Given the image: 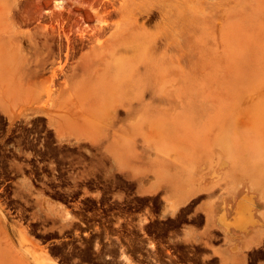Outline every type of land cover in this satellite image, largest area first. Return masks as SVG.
Instances as JSON below:
<instances>
[{"label":"rangeland","instance_id":"obj_1","mask_svg":"<svg viewBox=\"0 0 264 264\" xmlns=\"http://www.w3.org/2000/svg\"><path fill=\"white\" fill-rule=\"evenodd\" d=\"M123 70L139 74L138 99L117 96ZM12 164L31 215L13 221L0 200V264H65L42 239L71 238L68 202L141 204L131 229L162 231L144 239L149 264H219L238 241L222 201L226 225L253 221L248 199L264 218V0H0V166ZM41 218L43 238L27 223ZM66 244L68 259H94L88 241ZM255 247L244 264L264 259V237Z\"/></svg>","mask_w":264,"mask_h":264},{"label":"flooded vegetation","instance_id":"obj_2","mask_svg":"<svg viewBox=\"0 0 264 264\" xmlns=\"http://www.w3.org/2000/svg\"><path fill=\"white\" fill-rule=\"evenodd\" d=\"M62 11L63 10L60 9L59 18L64 16L63 13L65 11H63V13ZM87 17L88 20L86 16L84 17L85 19H83L85 22L92 20L90 18V13L87 14ZM9 155L13 156L11 159L12 161H16L15 151L14 153L9 152ZM4 171L5 173H3ZM17 175V167L15 165H9L7 169H2L0 166V200L8 204L9 212L14 219L13 221H17L16 218L21 214L24 216L31 215V212L28 211L22 213V209L24 208L22 207L21 209V207H19L17 199L14 196L17 182L20 180ZM67 205L69 210L74 211L73 216L75 217V225L72 228L64 229L68 231V235H70L71 238L58 240L42 239V241L46 243H51V248L59 251L58 255L65 264H119V261H121L120 264H127L129 260L126 261L125 259H131L132 264H149L148 259L144 255L146 252L144 239L148 236V232H151L152 235H161L162 231L154 228V222L149 220L147 224L152 223L153 225L148 227V231L143 232L142 230H138V228L131 229L130 225H136L139 217L141 218L143 214L142 210H144V208L141 204L122 203L120 205L101 206L99 209L89 212L83 210L77 212L78 209L73 202H68ZM27 223L30 225V230L35 235L41 238L45 236L44 230L46 228L44 227V218L38 221L27 220ZM135 230H137V232H135ZM74 237L78 238L80 241L89 242V244H87L89 246V251H95V254L92 255L94 259L90 262H81L76 258L68 259L70 255H66L67 253L78 250H72L71 245L66 244L74 240ZM163 241H169V238L164 236ZM60 243H62V247ZM75 244L79 245L78 242ZM97 246H99V249H101L104 254H97ZM165 246H167V244H165ZM123 256L125 259H123ZM171 258H176V254H172ZM166 261L170 260L167 259ZM254 264L259 263L254 261Z\"/></svg>","mask_w":264,"mask_h":264},{"label":"crops","instance_id":"obj_3","mask_svg":"<svg viewBox=\"0 0 264 264\" xmlns=\"http://www.w3.org/2000/svg\"><path fill=\"white\" fill-rule=\"evenodd\" d=\"M172 200L173 203L176 205H183V204H179V195L175 194L174 196H172ZM223 202V208L220 211V213H218V218L217 220L221 223V225L223 226L222 231L224 233V235L229 237V240L233 239L236 240L238 239V241H234V243L232 244V246H228V247H220V249L218 250L219 253H221V260L218 261V263L220 264H244V262H246V260H250L251 256L253 255L254 251L257 250V248L255 247V245H257L259 243V241L264 237V223L262 222L263 219L261 217L260 218V222L255 220V214H260V212H262L260 209H255V205L256 203L251 201L250 199L248 200H244L240 203H248L250 206H252L253 211L251 213L252 217H253V221L254 224H246L247 227H244L239 229L238 227H236L234 225L235 221H236V215L234 217L233 222H231L230 224L226 225L227 223V218H228V213L225 211V208L227 207V205H230V201L228 199H225L222 201ZM239 203V204H240ZM239 204L237 205V209L239 207ZM261 204V203H257ZM216 216V212L214 213ZM214 216V217H215ZM216 221V218H214ZM262 222V223H261ZM244 225V224H243ZM255 226V228H254ZM260 226V227H259ZM244 229H248L246 230V233H242L244 231ZM243 236V237H242ZM242 237V239H240ZM259 259H254L256 262H258L259 264H264V259L261 257V254L258 255ZM257 258V257H256Z\"/></svg>","mask_w":264,"mask_h":264},{"label":"bare ground","instance_id":"obj_4","mask_svg":"<svg viewBox=\"0 0 264 264\" xmlns=\"http://www.w3.org/2000/svg\"><path fill=\"white\" fill-rule=\"evenodd\" d=\"M57 5V7H56V9L58 8V9H61L60 7H59V3L58 4H56ZM122 7V6H121ZM123 8V7H122ZM121 8V9H122ZM120 10V9H119ZM161 10V9H160ZM83 11H85V13L88 11H86V8H85V10H83ZM117 11V10H116ZM122 11V10H121ZM89 12V11H88ZM87 12V13H88ZM119 12V11H118ZM62 13H63V11H62ZM94 13H96V12H94ZM120 13V12H119ZM122 13V12H121ZM55 14V13H54ZM92 14V13H91ZM118 14V13H117ZM116 14V15H117ZM56 15V14H55ZM54 15V16H55ZM58 15H60V10H59V12H58V14L56 15L57 17H59ZM62 15V14H61ZM63 15H65L64 13H63ZM68 15H69V13H68ZM93 16H95L96 14H92ZM120 15V14H119ZM122 15V14H121ZM124 16V15H123ZM62 17V16H61ZM82 18H83V16H82ZM81 18V19H82ZM83 19H85V18H83ZM87 20H88V18H87ZM91 20V19H90ZM129 20V19H128ZM127 20V21H128ZM133 20V19H132ZM83 21H85V20H83ZM136 21H137V19H136ZM100 22H102L101 20H100ZM103 23H104V21H103ZM128 23V22H127ZM118 24V23H117ZM137 24V23H136ZM101 25H104V24H101ZM105 25H106V23H105ZM104 25V26H105ZM117 26V25H116ZM115 26V27H116ZM133 26V25H132ZM142 26V25H141ZM106 27L108 28L109 26H107L106 25ZM105 27V28H106ZM114 27V28H115ZM103 28V27H102ZM99 29H100V26H99ZM101 30V29H100ZM107 30V29H106ZM106 30H105V32H106ZM115 30V29H114ZM113 30V31H114ZM140 30V29H139ZM96 32L95 33H97V29L95 30ZM102 33H105L104 32V29H102ZM108 31V30H107ZM110 31V30H109ZM113 31H110V32H113ZM125 32V31H124ZM83 33V32H82ZM102 33H99V34H102ZM136 33H138L137 31H136ZM87 34H88V32H87ZM90 34V33H89ZM89 34H88V38H89ZM108 34V33H107ZM112 34V33H111ZM119 34V33H118ZM139 34V33H138ZM83 35V34H82ZM84 35H86V33L84 34ZM91 35V34H90ZM92 35H93V33H92ZM110 35V34H109ZM87 36V35H86ZM108 36V35H107ZM117 36V35H116ZM133 36H134V34H133ZM132 36V37H133ZM140 36V35H139ZM141 36H142V33H141ZM140 36V37H141ZM110 37H111V35H110ZM138 37V36H137ZM91 38V37H90ZM95 38V37H94ZM106 38V37H105ZM128 38V37H127ZM136 38V37H135ZM107 39V38H106ZM115 39V38H114ZM123 40H124V38H122ZM134 39V38H133ZM89 40V39H88ZM87 40V41H88ZM93 40V39H92ZM91 41V40H90ZM104 41H106V40H104ZM132 41V40H131ZM89 42V41H88ZM92 42V41H91ZM124 42H126V41H124ZM123 42V43H124ZM118 43H119V41H118ZM139 43V42H138ZM100 44V43H99ZM120 44V43H119ZM121 44H122V42H121ZM125 44V43H124ZM124 44H123V46H124ZM127 44L128 43H126V47H128L127 46ZM110 45V44H109ZM115 45V44H114ZM122 46V47H123ZM124 46V47H125ZM131 46V45H130ZM140 46H141V44H140ZM119 47V46H118ZM120 47H121V45H120ZM119 47V48H120ZM138 48H139V46H138ZM137 48V49H138ZM132 49H133V47H132ZM126 50V49H125ZM124 49H123V51H125ZM120 51H121V49H120ZM125 53V52H124ZM128 53H129V51H128ZM131 53V52H130ZM127 54V53H126ZM120 55H122V54H120ZM137 55H139L138 53H137ZM125 56V55H124ZM130 56H131V54H130ZM141 56V55H140ZM139 56V57H140ZM131 58V57H130ZM133 58H134V56L132 57V60H133ZM135 59V58H134ZM119 60V59H118ZM131 60V61H132ZM121 62V61H120ZM119 62V63H120ZM127 62V61H126ZM140 62H141V58H140ZM118 63V64H119ZM122 63V62H121ZM132 63V62H131ZM131 63H130V65H131ZM127 64V63H126ZM140 64V63H139ZM125 65V64H124ZM128 66H129V63H128ZM132 66V65H131ZM137 66V65H136ZM140 65H138V67H139ZM130 67V66H129ZM128 67V68H129ZM135 67V66H134ZM118 68H119V66H118ZM130 69V68H129ZM136 69V68H135ZM132 70V69H131ZM137 71V70H136ZM139 71V70H138ZM138 76H139V74L137 73V72H135L134 70L132 71V73H129V72H126L125 70H123V71H121V78L120 79H118V81L117 82H119V80H120V84H121V86H122V90L120 91V92H118V94L119 95H117V96H119L120 97V99L121 100H132V99H138L139 97H140V95H139V91H137V92H134L133 90H132V88L133 87H137V88H139V79L140 78H138ZM112 82H113V80H112ZM114 84V83H113ZM115 85V84H114ZM141 86H142V84H141ZM119 87V86H118ZM132 87V88H131ZM139 90H140V88H139ZM116 91H118V90H116ZM136 91V90H135ZM142 98V97H141ZM81 99H86V96L84 95V93L82 92V95H81ZM119 99V100H120ZM140 100V99H139ZM90 130H82V133H81V135L80 136H82V134H85V133H87V134H90V132H89ZM103 136H105V135H103ZM101 137V136H100ZM100 137H98V138H96L95 140L93 139L92 140V143L94 144V145H96V146H100V143H101V141H103V137L102 138H100ZM108 147V146H107ZM161 189H163L162 187H161ZM249 222V224L248 225H250L253 221L252 220H248V217H247V219L245 218V217H242V216H240L239 217V220H238V224H239V229L242 227V228H244V227H247L246 226V222ZM244 224V225H243ZM244 226V227H243ZM242 228H241V230H242ZM245 230V229H244ZM1 231V230H0ZM1 233V232H0ZM23 235H25V234H23ZM0 238H2V237H0ZM0 241H2L1 239H0ZM2 244H0V246H1ZM5 251H7V252H9L10 253V249H6ZM5 251H3V249L2 248H0V260H3V258H5V256H4V254L6 253ZM126 256V255H125ZM127 257V256H126ZM44 258L47 260H49V257L45 254L44 255ZM126 261L128 260V259H125ZM31 261V260H30ZM129 262V261H128ZM49 264H55V263H53V262H51V261H49Z\"/></svg>","mask_w":264,"mask_h":264}]
</instances>
